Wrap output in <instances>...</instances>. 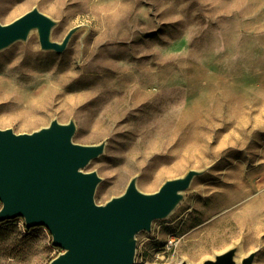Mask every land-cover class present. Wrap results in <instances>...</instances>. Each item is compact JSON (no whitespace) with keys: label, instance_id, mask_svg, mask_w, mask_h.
<instances>
[{"label":"rangeland","instance_id":"rangeland-1","mask_svg":"<svg viewBox=\"0 0 264 264\" xmlns=\"http://www.w3.org/2000/svg\"><path fill=\"white\" fill-rule=\"evenodd\" d=\"M33 6L56 21L53 40L82 27L61 52L42 50L35 30L0 50V128L72 118L74 141L105 140L86 167L101 178L98 203L133 175L152 192L203 170L137 234V264H200L232 246L264 264V0H0V22ZM60 251L44 226L0 222V264Z\"/></svg>","mask_w":264,"mask_h":264},{"label":"water","instance_id":"water-1","mask_svg":"<svg viewBox=\"0 0 264 264\" xmlns=\"http://www.w3.org/2000/svg\"><path fill=\"white\" fill-rule=\"evenodd\" d=\"M55 24L33 6L10 22H0V50L35 30L42 50L61 52L82 24L53 40ZM75 131L72 118H52L29 132L0 128V222L21 217L27 228H47L52 245L61 249L47 264H137V234L168 217L203 170L188 168L152 192L140 190L133 175L121 193L98 203L101 178L86 167L103 153L106 141L79 143L73 140ZM236 252L232 246L200 264H237ZM256 253L251 250L239 264H253Z\"/></svg>","mask_w":264,"mask_h":264},{"label":"bare ground","instance_id":"bare-ground-1","mask_svg":"<svg viewBox=\"0 0 264 264\" xmlns=\"http://www.w3.org/2000/svg\"><path fill=\"white\" fill-rule=\"evenodd\" d=\"M250 223L254 224L256 223V221L254 220H251ZM256 227L258 226V228L260 229H264V223L260 224V225H255ZM243 246H241L242 248ZM241 248H239L238 252H236V255H235V260H236V263L239 264L240 262V253H241Z\"/></svg>","mask_w":264,"mask_h":264},{"label":"trees","instance_id":"trees-1","mask_svg":"<svg viewBox=\"0 0 264 264\" xmlns=\"http://www.w3.org/2000/svg\"><path fill=\"white\" fill-rule=\"evenodd\" d=\"M8 220V219H7ZM5 221V220H4ZM2 222V221H1Z\"/></svg>","mask_w":264,"mask_h":264}]
</instances>
